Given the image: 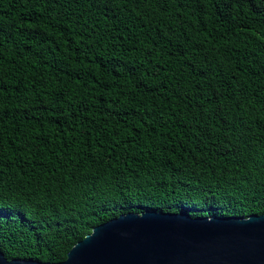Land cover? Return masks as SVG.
Masks as SVG:
<instances>
[{"label": "trees", "instance_id": "1", "mask_svg": "<svg viewBox=\"0 0 264 264\" xmlns=\"http://www.w3.org/2000/svg\"><path fill=\"white\" fill-rule=\"evenodd\" d=\"M145 210L264 213V0H0L4 256Z\"/></svg>", "mask_w": 264, "mask_h": 264}, {"label": "water", "instance_id": "2", "mask_svg": "<svg viewBox=\"0 0 264 264\" xmlns=\"http://www.w3.org/2000/svg\"><path fill=\"white\" fill-rule=\"evenodd\" d=\"M0 264H264V213H121L95 225L62 261L7 259L0 250Z\"/></svg>", "mask_w": 264, "mask_h": 264}]
</instances>
